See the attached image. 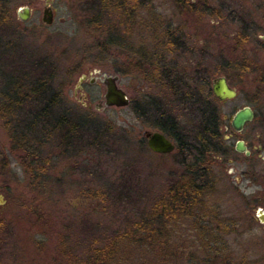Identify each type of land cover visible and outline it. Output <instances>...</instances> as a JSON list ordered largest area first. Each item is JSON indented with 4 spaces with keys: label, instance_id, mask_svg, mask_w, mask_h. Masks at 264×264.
Segmentation results:
<instances>
[{
    "label": "rangeland",
    "instance_id": "rangeland-1",
    "mask_svg": "<svg viewBox=\"0 0 264 264\" xmlns=\"http://www.w3.org/2000/svg\"><path fill=\"white\" fill-rule=\"evenodd\" d=\"M148 1L138 0L141 10H154L177 40L162 54V64L168 65L153 81L141 79L134 68L139 31L147 33L139 19L144 12L127 17L123 8L104 10L101 0H0V264L85 261L92 249L119 242L120 236L134 240L135 225L154 228L151 212L183 167L175 150L151 153L143 132L157 131L154 108L175 117L185 131L193 130L197 116L193 108L177 103L165 77L171 72L180 87L203 79L210 88L212 80L227 76L237 92L234 100L216 106L226 125L221 132L225 156L216 161L213 178L218 181L211 198L230 222L231 232L223 239L231 264L264 262V226L255 218L257 209H264V0H188L196 12L176 8L172 0ZM124 2L135 1L117 3L122 7ZM47 5L53 12L50 25L42 22ZM22 7L30 10L26 22L17 16ZM101 73L123 74L118 87L130 101L127 107L96 109L105 95ZM82 75L86 81L78 91ZM38 77L49 86L44 102L27 94ZM90 79L97 85H90ZM12 82L22 100L16 99L7 114L2 101ZM53 96L58 102L43 118L46 99ZM245 106L255 118L235 132L229 119ZM134 109L152 111L140 117ZM60 118L62 130L48 128ZM30 124L31 133L38 132L33 139L40 158H49L37 184L24 170L21 151L11 149V130L21 133ZM237 141L251 151L250 159L229 154ZM186 233L169 243L189 246L192 238ZM147 250L133 246L130 259L155 264V254ZM181 258L182 264H202L203 255L187 248Z\"/></svg>",
    "mask_w": 264,
    "mask_h": 264
},
{
    "label": "trees",
    "instance_id": "trees-1",
    "mask_svg": "<svg viewBox=\"0 0 264 264\" xmlns=\"http://www.w3.org/2000/svg\"><path fill=\"white\" fill-rule=\"evenodd\" d=\"M120 1L117 0V2ZM132 1H135L134 4L127 3L126 6L124 2V4L122 3L123 6L120 7L121 5L116 0H101L104 10H110L111 8L112 10H120L123 8L124 11L127 10V17L133 15L139 18L142 12L145 13L144 19H139H141L140 22L147 33L143 34L142 31H139L138 37L139 41L148 37V42L146 41V45H141L138 41V45L134 50V54L137 55L134 68L141 79L153 81L154 78L158 77V71L168 65L167 63L162 64L164 63L162 54L176 44V33L170 28L169 23V26L163 24V21L160 20L154 10H141L140 2L138 0ZM145 1L149 2L148 0ZM172 1L176 8L181 10L187 8L192 12H196V5L189 3L188 0ZM145 5L147 6V4ZM3 12L1 9L0 15ZM153 18L155 21L152 20ZM165 77L173 95L176 96L177 103L185 109L193 108L194 113L197 114L193 130L185 131L179 126V122L175 117L169 115L163 109L154 108L157 119L153 128L163 133L175 144V151H177L183 167L181 177L170 187L164 199L156 204L154 212H151L150 218L156 223V225H153V229L147 224L135 225V229H133L134 240L125 242L126 237L129 236H120L118 238L119 242L109 243L103 248L96 247L92 249L85 261L70 259V264H137V262H133L136 258L130 259L134 255L133 246L134 249L139 251L150 249V252L155 254L153 256L155 264H182V262H185V259L181 258L182 253L187 248H197L201 252L203 255L202 264H231V260L224 254L227 247L223 239L225 235L231 232V229L227 225V220L223 219L224 217L217 211L218 209L213 211L214 207L211 204L213 200L211 196L218 181L213 178L214 167L217 166V159H222L225 156L222 153L225 141L221 137V132L226 125L216 108L219 102L212 95V83L208 88L209 84L200 79L198 83L180 87L179 83L172 78V72L169 73V76L166 74ZM225 78L227 81L230 79L227 76ZM260 78L261 82L264 83V69ZM48 87L45 81L38 77L35 85L29 86L27 94L37 95L38 100L44 102L43 96L48 94ZM205 88L207 91L204 90ZM7 91L4 93L6 96H3L2 102L5 103L4 107L8 114L11 112L12 106L16 105V99L22 100V98H19L22 92L13 82L11 88L9 87ZM56 98V96H53L46 99L47 106H44L41 111L43 118L48 117V110L58 102ZM134 111L140 117H147V114L152 110L149 109L146 114H140L136 109ZM63 121L64 118H60L54 124L50 122L47 126L48 128L54 125L60 127ZM33 127L34 125L30 124L21 133H15L11 130L10 139L12 151H21L23 155L20 156V160L24 170L30 177L31 182L37 184L41 175L46 173L45 167L49 163V158H40V150L33 139L38 132L31 133ZM59 129L62 130L61 127ZM99 139V136L95 135L93 140L98 142ZM228 150L229 154L235 153L231 148H228ZM245 158L250 159L251 155ZM183 217H187L193 224L198 223L200 225H178L176 222ZM214 218H216L217 225H210ZM169 222L170 225H168ZM148 229L150 231H147ZM183 230L188 232L186 235L188 234L192 238V244L189 246L171 245L170 240L176 238V235L182 236L180 233ZM128 248L131 249L128 250ZM190 257L189 259L192 261L194 259L192 253ZM259 264H264V262Z\"/></svg>",
    "mask_w": 264,
    "mask_h": 264
},
{
    "label": "water",
    "instance_id": "water-1",
    "mask_svg": "<svg viewBox=\"0 0 264 264\" xmlns=\"http://www.w3.org/2000/svg\"><path fill=\"white\" fill-rule=\"evenodd\" d=\"M17 16L21 22H26L30 16V10L27 7H22L17 11ZM42 22L45 25H50L53 22V12L50 5H47L43 10ZM85 77L82 76L79 82ZM116 76H106L102 81L105 86V95L103 105L99 104L96 109L107 107H126L129 105V100L125 93L119 89L116 85ZM211 92L214 98L223 103L226 101H232L237 97V92L230 86L227 79L224 76H219L212 80ZM255 117L253 110L249 106H245L237 110L232 117H230V125L233 131L241 132L245 125L252 122ZM143 138L145 140L146 147L151 153L159 155H168L175 150V144L163 133L159 131H145L143 132ZM234 150L236 153L243 154L245 157H249L251 152L246 147L243 141H237L235 143ZM264 159V158H263ZM4 204V198L0 194V205ZM260 215V221L264 222L261 216L264 214L261 210L258 211Z\"/></svg>",
    "mask_w": 264,
    "mask_h": 264
},
{
    "label": "flooded vegetation",
    "instance_id": "flooded-vegetation-1",
    "mask_svg": "<svg viewBox=\"0 0 264 264\" xmlns=\"http://www.w3.org/2000/svg\"><path fill=\"white\" fill-rule=\"evenodd\" d=\"M131 61V60H130ZM132 62V61H131ZM118 75H116V77H117V81H116V85H117V87H118V83L120 82V76H123V74H120V73H117ZM101 77L99 78V80L101 79V82L103 81V80H105V78H106V74L104 73H101V74H99ZM82 76H84L85 78L82 80V82H80L78 85H77V87H76V90H78V91H82V89H83V82H85L86 80V76L85 75H82ZM81 76V77H82ZM88 83L90 84V85H97V82H96V79H90L89 81H88ZM119 88V87H118ZM119 89H121V88H119ZM122 90V89H121ZM125 95H126V93H125ZM126 97H127V95H126ZM88 97L86 96V99H87ZM128 98V97H127ZM129 100V99H128ZM130 102V101H129ZM103 103H104V100L102 101V103H101V105H103ZM127 107V106H126ZM102 110L104 109V108H101ZM255 118V117H254ZM249 124V123H248ZM247 147V146H246ZM261 150V148L259 147L258 148V151H260ZM251 152V151H250ZM252 154V153H251ZM250 154V155H251ZM262 159V161L264 162V159L263 158H261ZM215 185H217V183L215 184ZM211 204H212V206L214 207L213 208V211H216V207L214 206L215 204H214V201L212 200V202H211ZM4 205V204H3ZM0 206H2V205H0ZM259 210H261L263 213H264V209H261V208H259V209H257V211H256V215H255V218L256 219H258V224L259 225H263L264 226V222H262V221H260V215L258 214V211ZM261 218H263L264 219V214L261 216ZM176 223H178V225H200V224H193L192 223V221H190L187 217H183V218H179L178 219V221L176 222ZM230 223V222H229ZM229 223L227 224V225H229ZM235 224V223H234ZM168 225H170V222H169V224ZM210 225H217V221H216V218H214V220L212 221V223L210 224ZM237 225H239V224H237ZM247 225V224H246ZM248 225H251V223H248Z\"/></svg>",
    "mask_w": 264,
    "mask_h": 264
}]
</instances>
